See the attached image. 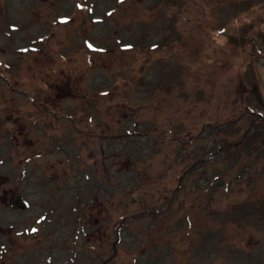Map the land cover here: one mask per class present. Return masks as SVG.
Returning <instances> with one entry per match:
<instances>
[{"label":"rangeland","instance_id":"rangeland-1","mask_svg":"<svg viewBox=\"0 0 264 264\" xmlns=\"http://www.w3.org/2000/svg\"><path fill=\"white\" fill-rule=\"evenodd\" d=\"M10 2L0 264H264V0Z\"/></svg>","mask_w":264,"mask_h":264},{"label":"water","instance_id":"water-1","mask_svg":"<svg viewBox=\"0 0 264 264\" xmlns=\"http://www.w3.org/2000/svg\"><path fill=\"white\" fill-rule=\"evenodd\" d=\"M252 95L257 101V103L261 107H264L263 102L261 100L260 93L258 91V87L255 83L252 84ZM7 181H8V177L0 176V186L5 184ZM10 206L12 209H20V210H26L28 208L27 202L18 193L15 195Z\"/></svg>","mask_w":264,"mask_h":264},{"label":"flooded vegetation","instance_id":"flooded-vegetation-1","mask_svg":"<svg viewBox=\"0 0 264 264\" xmlns=\"http://www.w3.org/2000/svg\"><path fill=\"white\" fill-rule=\"evenodd\" d=\"M9 1H10V0H9ZM30 1H31V0H30ZM46 1H47V0H46ZM11 2H12V3H11ZM11 2H10L9 4H10L11 7H13V8H14V6H18V5H20V4L15 5V0H11ZM48 2H49V1H48ZM9 9H10V8H9ZM13 29H14V28H12V27L9 29V30H10V31H9V34L12 33V30H13ZM39 46H40V45L38 44L37 47H39ZM68 79L72 80L73 78H72V77H69ZM5 82H8V81H5ZM70 120H72V118H70ZM74 128H76V127H75V124H74ZM76 129H77V128H76ZM77 131L80 132L79 130H77ZM9 181H10V180H9ZM9 181H8V182H9ZM0 187H1V186H0Z\"/></svg>","mask_w":264,"mask_h":264},{"label":"snow or ice","instance_id":"snow-or-ice-1","mask_svg":"<svg viewBox=\"0 0 264 264\" xmlns=\"http://www.w3.org/2000/svg\"><path fill=\"white\" fill-rule=\"evenodd\" d=\"M92 45H89V47H91Z\"/></svg>","mask_w":264,"mask_h":264}]
</instances>
